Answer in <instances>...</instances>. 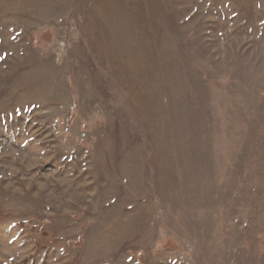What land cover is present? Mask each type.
<instances>
[{"label": "rangeland", "instance_id": "obj_1", "mask_svg": "<svg viewBox=\"0 0 264 264\" xmlns=\"http://www.w3.org/2000/svg\"><path fill=\"white\" fill-rule=\"evenodd\" d=\"M0 264H264V0H0Z\"/></svg>", "mask_w": 264, "mask_h": 264}]
</instances>
